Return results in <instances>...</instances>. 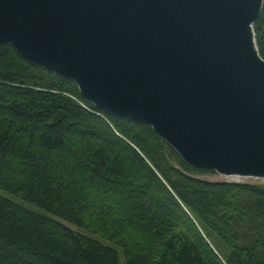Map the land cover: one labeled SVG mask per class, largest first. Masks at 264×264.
<instances>
[{
	"label": "trees",
	"instance_id": "16d2710c",
	"mask_svg": "<svg viewBox=\"0 0 264 264\" xmlns=\"http://www.w3.org/2000/svg\"><path fill=\"white\" fill-rule=\"evenodd\" d=\"M203 173L0 45V189L86 231L0 194V264H264V185Z\"/></svg>",
	"mask_w": 264,
	"mask_h": 264
},
{
	"label": "water",
	"instance_id": "95a60500",
	"mask_svg": "<svg viewBox=\"0 0 264 264\" xmlns=\"http://www.w3.org/2000/svg\"><path fill=\"white\" fill-rule=\"evenodd\" d=\"M264 0H0V45L148 125L186 164L264 181Z\"/></svg>",
	"mask_w": 264,
	"mask_h": 264
},
{
	"label": "rangeland",
	"instance_id": "374dc122",
	"mask_svg": "<svg viewBox=\"0 0 264 264\" xmlns=\"http://www.w3.org/2000/svg\"><path fill=\"white\" fill-rule=\"evenodd\" d=\"M199 178L206 180V181H211V182H240V183H249V184H262L264 185V181L259 180V179H254V178H235V177H226L217 173H203L201 175L198 176ZM0 194H2L3 196L7 197L8 199L12 200L13 202L22 205L32 211H35L39 214H42L44 216H48V217H53L57 220H60L61 222H63L65 225H67L68 227L77 230V231H81V232H86L84 229H81L73 224H70L66 221L61 220L60 218H56L55 216H53L52 214H50L49 212L43 210L42 208L37 207L36 205H33L29 202H27L24 199H21L19 197H15L13 195H11L8 192H4L3 190L0 189ZM121 259V264H125L124 262V258L121 255L120 257Z\"/></svg>",
	"mask_w": 264,
	"mask_h": 264
},
{
	"label": "bare ground",
	"instance_id": "6f19581e",
	"mask_svg": "<svg viewBox=\"0 0 264 264\" xmlns=\"http://www.w3.org/2000/svg\"><path fill=\"white\" fill-rule=\"evenodd\" d=\"M236 178V177H235Z\"/></svg>",
	"mask_w": 264,
	"mask_h": 264
}]
</instances>
